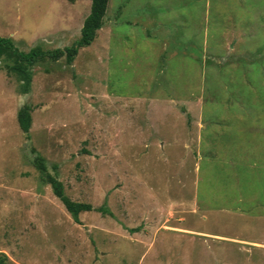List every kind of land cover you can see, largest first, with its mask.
<instances>
[{
    "label": "rangeland",
    "instance_id": "1",
    "mask_svg": "<svg viewBox=\"0 0 264 264\" xmlns=\"http://www.w3.org/2000/svg\"><path fill=\"white\" fill-rule=\"evenodd\" d=\"M90 9L0 0V37L63 49ZM32 72L23 94L0 61V264H264V0H110Z\"/></svg>",
    "mask_w": 264,
    "mask_h": 264
},
{
    "label": "trees",
    "instance_id": "2",
    "mask_svg": "<svg viewBox=\"0 0 264 264\" xmlns=\"http://www.w3.org/2000/svg\"><path fill=\"white\" fill-rule=\"evenodd\" d=\"M110 0H91V9L89 15L84 20L81 35L72 45L63 49L44 50L40 46L30 49L28 52L19 51L11 39L0 37V61H4L8 72L19 78L21 85L20 91L28 94L31 91L33 77V67L39 62L50 60L56 62L65 58L67 64L71 65L81 48L91 45L97 37V33L105 23V17L108 11ZM32 107L25 104L20 108L17 114L18 123L21 130L28 134L32 127ZM34 165L41 171L42 179L49 184L54 194L61 200L67 211L76 222H79V215L83 212L95 210L88 203L72 201L64 190L63 183L59 180L57 174L49 171L46 160L32 150ZM103 214H109L104 207L96 209Z\"/></svg>",
    "mask_w": 264,
    "mask_h": 264
}]
</instances>
